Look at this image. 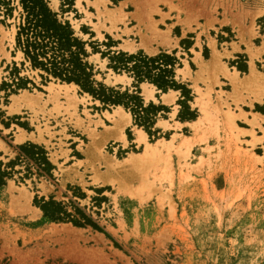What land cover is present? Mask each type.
<instances>
[{"label":"rangeland","instance_id":"rangeland-1","mask_svg":"<svg viewBox=\"0 0 264 264\" xmlns=\"http://www.w3.org/2000/svg\"><path fill=\"white\" fill-rule=\"evenodd\" d=\"M3 1L11 7V15L5 14ZM97 1L93 5L98 15L100 3L111 24L136 23L129 42L139 48L132 53L155 56L175 52V79L190 90L187 105L196 114L193 119L179 117L182 97L180 90H175L179 93L175 101L178 120L193 121L202 114L196 100L191 103L193 90L185 79H192L199 95L197 81L207 83L205 96L218 134L208 135L206 143H194L184 159L171 149L165 157L170 159L169 178L158 177L165 159L155 168L117 166L116 162L129 153L141 152L143 147L133 141L127 128V141L104 138L106 143L101 148L106 127L116 129L112 119L118 113L115 107L120 105H103L76 84L74 88L31 67L15 48L16 25L22 12L19 0H0V161L5 164L15 159L18 145L32 143L44 148L52 165L50 172L39 174L31 159L19 156L13 174L4 178L0 187V264H264V138L251 141L249 133L233 131V135L224 114L234 109L226 102L217 104L222 97L234 96L239 111L235 120L244 121H237V125L253 127L256 136L264 135V127L251 126L248 114L239 106L245 98L251 106L253 98L260 100L259 94L264 95V0ZM122 2L125 5L121 6ZM47 3L57 18L68 21L75 35L85 42L84 60L92 65L96 82L121 91L135 89L132 77L107 67L108 57L102 53L115 51L112 39L101 36L97 29L98 39L93 38L75 21L79 15L73 11V0ZM76 5L82 9L80 2ZM142 39L150 51L139 45ZM118 42L123 43L120 39ZM251 63L255 77L241 81ZM218 74L229 83L218 81ZM239 74L242 79L234 84ZM18 77L25 82L24 88L16 87ZM213 79L218 86L216 92L209 86ZM143 83L149 82L138 84L144 95L149 86ZM237 94L239 98H235ZM255 110L264 113L259 104H255ZM168 111H160L152 124H135L133 119V124L148 134L149 144L160 142L162 137L172 139L168 130L163 133L154 127L157 118L166 117ZM208 125L202 123L198 134L209 133ZM21 130L26 140L19 144L15 138ZM182 132L175 135V145L182 135L193 136L196 130L183 128ZM205 145L213 148L206 151ZM200 155L206 160L197 166ZM94 177L99 180L94 181ZM49 197L65 207L71 220L87 217L103 232L89 225L75 226L69 220H44L34 199Z\"/></svg>","mask_w":264,"mask_h":264},{"label":"trees","instance_id":"trees-1","mask_svg":"<svg viewBox=\"0 0 264 264\" xmlns=\"http://www.w3.org/2000/svg\"><path fill=\"white\" fill-rule=\"evenodd\" d=\"M5 14L11 15V7L5 1ZM22 12L15 31V48L19 49L26 61L33 68H39L49 75L66 83H74L103 105H120L129 110L135 124L138 122L154 123L156 115L164 110L163 105L149 102L144 105L140 96L138 84L142 81L152 83L158 90L166 92L168 89L180 90L183 110L179 111L182 119H193L195 111H191L187 101L191 99L190 90L175 79L174 67L178 62L172 54L161 52L155 56H147L141 51L127 53L123 51H108L102 56L108 57L107 67L114 72H125L136 83L135 89L107 87L93 78V67L84 58L87 56L85 42L78 38L68 21H60L56 13L48 6L47 0H19ZM245 66V65H244ZM16 87H25V82L18 77ZM5 126L7 124L5 123ZM18 156L3 164L0 161V187L5 183L4 178L13 174L14 163L22 156L31 159L39 174H47L52 169L46 151L42 146L32 143L18 145ZM9 168V169H8ZM46 221H67L82 227L91 226L102 231V228L91 219L84 217L83 221L71 220L65 207L49 197L47 200L34 199ZM105 233V232H104ZM108 236V235H107Z\"/></svg>","mask_w":264,"mask_h":264},{"label":"crops","instance_id":"crops-1","mask_svg":"<svg viewBox=\"0 0 264 264\" xmlns=\"http://www.w3.org/2000/svg\"><path fill=\"white\" fill-rule=\"evenodd\" d=\"M88 1L90 2L89 5L86 4L85 0H79L78 2H77V0H73V6H72L73 7V11L75 13H78V15H79V18H75V21H77L78 24H80L81 26H85L87 28V30L90 32V34H92L93 38H97L98 39V31H99L100 35L103 36V37L106 36V35L109 36L110 40L112 39L111 48L113 50H115V51L121 50V51L129 52V53L135 52L139 47H137V46L135 47L136 44H134L133 42H129V41H132L131 40L132 39L131 38L132 34L135 35V33L132 30V28H135L136 23L133 24V22L129 21V23L127 25L123 26L122 24H120V23L115 21L114 23L111 24L112 19L109 18L106 15H103V7L100 5V3H98L97 5H98V10H99L101 15H98V11L95 8V6L93 5V3L96 0H88ZM79 2L81 3L82 9H80V7H78L76 5V3L79 4ZM97 2H100V1L98 0ZM88 21H90L91 23H89ZM119 39L122 40L123 43H119L118 42ZM142 40L140 41L139 45H142L145 48V46L142 44ZM146 50L150 51V49L149 50L146 49ZM196 55L198 56L199 53L196 54ZM214 57L215 56L213 55L212 59H214ZM181 68L184 69L185 67L183 66ZM227 68L229 69L230 78L235 80L236 76L234 75V73H232L233 71L229 67H227ZM232 69H235L236 73H240L237 70V68L232 67ZM249 74H251L250 64H248V74L247 75H249ZM191 76L193 78V75H191ZM238 76L240 78V74ZM217 79L220 82H223V83H226V84L229 83L228 81H224L223 80V79H225V77L223 75H221V74L217 75ZM185 80L187 82H189V87H191L192 90H193L192 91L193 92V102H191V103H194V101L196 100V103L199 105V109H200V111L202 113L201 115L199 113V115L197 117L201 118L203 116V111L200 108L202 104L204 106V109L211 115V117L212 118L215 117L210 112L209 105H208V102H207V97L205 96L207 94V92H206L207 89H209L207 87L208 86L207 83L203 84L201 81H197V85H195V87H196L197 91L200 93V95H199L198 93H196V91L194 89V84H193L194 82L192 81V79H185ZM70 84H67V86H69ZM143 84L149 86V88H146L145 91H144L145 97L143 95V91L142 92L140 91V94L143 95L142 98H143L144 103H148L150 101H152L154 103H161L163 105L168 106L169 109H170L166 113L167 114L166 117H159L155 121L154 127L157 130H159V131H161L163 133L168 130L170 132L169 133L170 134L169 138L171 136H175V135L177 136L180 133L183 134V132H182L183 128L191 129L193 127V129L196 130V127L194 126V123L198 120V118H196L193 121L192 120L191 121H181V120L177 119L178 106L175 104V101L177 99V94H179L178 91L169 89L166 92H161L154 85H153L154 86L153 87L152 84H149V83H143ZM141 85L142 84H140V86ZM150 86H152V88H150ZM209 86H211V89L213 91H215V92L218 90V86L215 83V79H213V81L211 83H209ZM75 87H77V86L74 85V88ZM148 90L151 91V96L150 95L147 96V91ZM230 90H231V88H230ZM230 90H228V92H231ZM244 94H245V92H242L241 96H244ZM259 96H260V100H258V99L256 100L255 98H253L254 101L252 102L251 106L248 105L246 98H245V103L239 104V106L241 107V110H242V112L244 114H248V115H246V118H247V120H249L248 122L251 124V126L256 125V126L260 127L262 125L264 127V113L255 110V104H259L260 106H263V108H264V100H263L264 99V95L259 94ZM210 97L213 100L215 95L211 92L210 93ZM254 97H256V96H254ZM233 98H234V96L233 97H227V96L222 97V99H221L222 102H217V104L220 103V105L223 106L224 102L228 103L230 105L231 109H234V112L232 110H230V111L233 112L234 114L236 113V115L239 116L238 115L239 111L237 109H235V105L233 103ZM235 98H239V94H237L235 96ZM214 102L215 101H212V103H214ZM115 108H116V111L118 112L117 116H115V119L117 118V119L120 120L121 124H120V122H119V124H120V126L122 128V132H120L119 128H117V127L116 128L118 130L115 129L114 131H106V132L103 131L102 141L104 140V138H107V140H108V139H110L109 137H113V138L115 137V139H113V140H116L118 138V141L121 142V141H124V140H122V138H120V137H122V135L124 136V139L127 141V138H125V136H126L125 130L127 128H129L132 131V134L134 136L133 141L135 139L136 143L141 144L143 146L142 147V150H143V148L145 146V142L149 143L148 142L149 141L148 134L145 132V130H143V128L138 127V126L133 124V118H132V116H131V114L129 112H126L122 107H119V106H116ZM223 110H224V108H223ZM235 118H234V125H235L236 129L233 130L234 133L235 132H237V133H249L252 136L251 141L252 140L261 141L264 138V135L261 136V134L256 136L254 134L253 127L252 128H250V127H239L237 125V121H240V122H244V121L242 119L235 120ZM164 122L166 123V125H164ZM203 123L207 124L206 121H204ZM114 126H115V124H114ZM255 129H257V128H255ZM238 130H240V131H238ZM138 131H141V133H143V135H144V141H142L140 143L137 142ZM242 131H244V132H242ZM18 136H23V139H21L20 141H17V137ZM182 136H184V135H182ZM188 136L189 137H193L194 134L192 136V133H191ZM258 136H261V137H258ZM25 137H26V133L23 130H21L19 133H17L15 140L19 144H21V143H23L26 140ZM163 139L164 138L162 137L161 139H159V141H161ZM141 145H139V146L141 147ZM194 146H195V144L192 145V149L194 148Z\"/></svg>","mask_w":264,"mask_h":264},{"label":"bare ground","instance_id":"bare-ground-1","mask_svg":"<svg viewBox=\"0 0 264 264\" xmlns=\"http://www.w3.org/2000/svg\"><path fill=\"white\" fill-rule=\"evenodd\" d=\"M125 3L126 2H122L121 3V6L125 5ZM142 44L145 46L146 49L149 50V48L146 47L147 43L145 45L144 40H142ZM254 73L255 72L253 70L252 63H251V74L246 75L245 78H243V80H241L242 78H237L236 81L234 82V84H237L236 82H239L240 80L241 81L249 82L250 80H252L255 77V74ZM71 84L72 85H75L73 83H71ZM234 87H235V85H234ZM50 88H51V86H50ZM234 90H235V88H234ZM149 95L151 96V91L150 90L147 91V96H149ZM201 109L203 111V116L201 118H198V120L194 123V126L196 127V132H195V134H194L193 137H189L187 135L181 136L180 139H179V141H178V143L176 145L174 144V141H173V139H174L175 136H173L171 140H162L160 142L157 141V143L154 144V145H151V144L145 142V146H144V148H143V150L141 152H139V153H136V152L129 153L128 156L125 157L122 161L116 162V165L117 166H120V167L126 165L129 168L130 167L133 168V170L134 169L139 170L138 168L143 167V166H148V165L149 166H154V168H155V166L157 167L158 163L161 160H164L165 159L164 160L166 162L165 163V166L160 167L161 168V170H160L161 173L158 175V177L161 178V179L162 178L163 179L169 178V176H170V172H169L170 159L166 160L165 157L169 156V151L171 149L175 150V152L179 156V159L180 158L184 159V158H187L190 155V151H191L192 145L194 143H196V142L197 143L198 142L206 143L207 142L208 135H211V134L213 135L214 134V136H215V135L218 134L217 133V121L214 122V120L212 119L211 115L204 109L203 104H202ZM224 116H225L224 121H225L227 127L232 132V134L235 135L233 133V130L236 129V127L234 125V118H235L236 114H234L230 110H227V111H225ZM204 120L209 123V125H208L209 126V133L207 132L208 131L207 130L206 132L205 131H202L201 133L198 134V131L197 130H200L201 129V126L200 125L203 123ZM119 122H120L119 119L113 118L112 119V123H114L115 126H112V127L113 128L114 127H117V128H119V131L122 132V128L120 126L121 122H120V124H119ZM117 128H116V130H118ZM106 131H112V128L106 127ZM94 136H96V135H93V138H94ZM93 138H92V141L94 140ZM98 138H100V137H98ZM120 138H122V140H125L123 135ZM21 139H23V136H18L17 137V141H20ZM142 141H144V135H143V133H141V131H138L137 142L140 143ZM91 143L92 142H90V144ZM105 143H106V141L103 140L102 145H101V148H104L103 146H104ZM94 144H95V142H94ZM87 147H90V145L87 146ZM212 148H213V146H210V145H205L203 147V149L206 150V151H210ZM162 149H165V153L164 154L162 152ZM257 158L261 159V156H257ZM204 160H206V158L203 155L198 156L196 165L198 166L199 164L203 163ZM80 161L82 162V160H80ZM109 164H112V163H109ZM112 167H113V165H111V168ZM137 170H135V171H137ZM95 175H96V173H95ZM101 178H102V180H104L103 177H101ZM106 179H107V177H106ZM98 180H99L98 177H94V181H98ZM111 181L112 180H110V182Z\"/></svg>","mask_w":264,"mask_h":264}]
</instances>
